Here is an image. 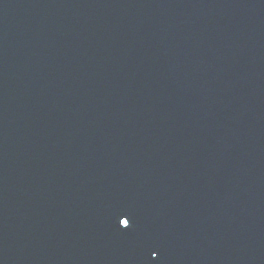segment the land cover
Returning <instances> with one entry per match:
<instances>
[{
    "label": "water",
    "instance_id": "water-1",
    "mask_svg": "<svg viewBox=\"0 0 264 264\" xmlns=\"http://www.w3.org/2000/svg\"><path fill=\"white\" fill-rule=\"evenodd\" d=\"M0 264H264V0H0Z\"/></svg>",
    "mask_w": 264,
    "mask_h": 264
},
{
    "label": "snow or ice",
    "instance_id": "snow-or-ice-1",
    "mask_svg": "<svg viewBox=\"0 0 264 264\" xmlns=\"http://www.w3.org/2000/svg\"><path fill=\"white\" fill-rule=\"evenodd\" d=\"M119 223L121 224V223H123V227L124 228H129V227H131V221L129 220V219H127V218H125L124 220H123V222H122V220H120L119 221Z\"/></svg>",
    "mask_w": 264,
    "mask_h": 264
}]
</instances>
